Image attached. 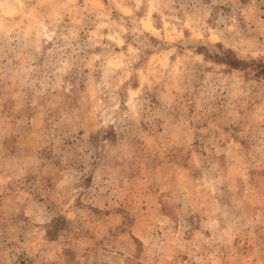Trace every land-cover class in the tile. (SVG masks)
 <instances>
[{
	"label": "clouds",
	"instance_id": "9594fccd",
	"mask_svg": "<svg viewBox=\"0 0 264 264\" xmlns=\"http://www.w3.org/2000/svg\"><path fill=\"white\" fill-rule=\"evenodd\" d=\"M0 264H264V0H0Z\"/></svg>",
	"mask_w": 264,
	"mask_h": 264
}]
</instances>
